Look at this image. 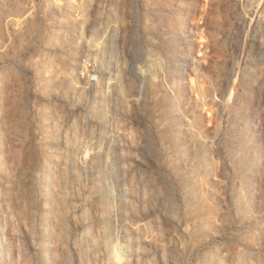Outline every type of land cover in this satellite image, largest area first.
Masks as SVG:
<instances>
[{
    "label": "rangeland",
    "instance_id": "374dc122",
    "mask_svg": "<svg viewBox=\"0 0 264 264\" xmlns=\"http://www.w3.org/2000/svg\"><path fill=\"white\" fill-rule=\"evenodd\" d=\"M0 264H264V0H0Z\"/></svg>",
    "mask_w": 264,
    "mask_h": 264
}]
</instances>
